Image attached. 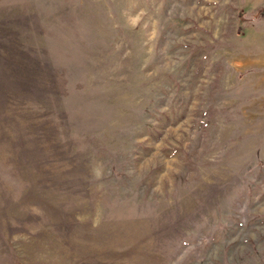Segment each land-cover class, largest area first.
Segmentation results:
<instances>
[{
  "label": "rangeland",
  "instance_id": "obj_1",
  "mask_svg": "<svg viewBox=\"0 0 264 264\" xmlns=\"http://www.w3.org/2000/svg\"><path fill=\"white\" fill-rule=\"evenodd\" d=\"M0 264H264V0H0Z\"/></svg>",
  "mask_w": 264,
  "mask_h": 264
}]
</instances>
